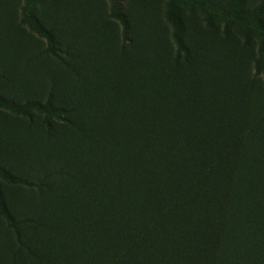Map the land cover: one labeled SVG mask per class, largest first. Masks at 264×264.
<instances>
[{"label": "rangeland", "instance_id": "obj_1", "mask_svg": "<svg viewBox=\"0 0 264 264\" xmlns=\"http://www.w3.org/2000/svg\"><path fill=\"white\" fill-rule=\"evenodd\" d=\"M168 1L0 0V96L20 103L51 97L52 107L62 111L46 124L41 115L21 117L0 109V166L27 183L0 181L9 211L23 223L21 237L36 247L40 239L34 223L49 222L54 207L61 216L77 217L65 220L71 250L49 245L67 253L52 264H70L87 238L78 216L94 203L82 193L86 175L95 173L82 165L86 109L111 102L122 111L116 125L125 127L129 118L123 113L145 103L146 93L149 106L160 107L168 119L175 103L189 112L208 104L213 94L220 106L223 93L234 98L250 94V112L261 119L264 131V78L255 73L260 40L247 37L244 25L251 22L240 20L264 0H241L236 10L225 8L230 0L183 2L180 47L166 19ZM114 3L127 22L125 37L112 17ZM25 14L52 35L54 53L24 23ZM192 94L203 103L193 101ZM207 117L205 111L193 117V128ZM15 243L14 232L0 217V264H9L6 250Z\"/></svg>", "mask_w": 264, "mask_h": 264}, {"label": "trees", "instance_id": "obj_2", "mask_svg": "<svg viewBox=\"0 0 264 264\" xmlns=\"http://www.w3.org/2000/svg\"><path fill=\"white\" fill-rule=\"evenodd\" d=\"M185 1L193 0L167 4L166 19L178 47ZM240 1L230 0L225 8L236 10ZM263 14L264 3L240 20L251 22L244 25V34L260 40L255 73L264 78ZM112 17L125 37L127 22L116 3ZM24 23L54 53L52 35L31 15H24ZM244 95L223 93L220 106L213 94L208 104L189 112L172 103L168 119L160 107L149 106L146 93L145 103L123 113L129 118L125 127L116 125L122 111L111 102L86 109L82 165L95 173L86 175L82 193L94 203L88 202L78 215L87 238L70 264H264V131L261 119L250 112L252 96ZM190 96L203 103L202 97ZM0 109L21 117L41 115L46 124L62 112L52 107L51 97L44 103H20L0 96ZM204 111L208 117L193 128L192 118ZM0 181L27 184L1 166ZM50 212L49 222L34 223L40 239L35 247L21 237L18 226L23 223H17L0 191V217L16 241L6 250L9 264H52L67 254L49 245L71 250L65 220L77 217L61 216L55 207Z\"/></svg>", "mask_w": 264, "mask_h": 264}]
</instances>
